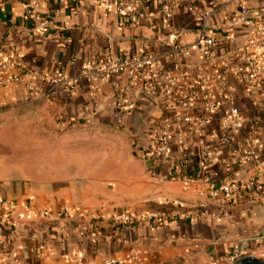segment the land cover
Here are the masks:
<instances>
[{
	"label": "crops",
	"instance_id": "crops-1",
	"mask_svg": "<svg viewBox=\"0 0 264 264\" xmlns=\"http://www.w3.org/2000/svg\"><path fill=\"white\" fill-rule=\"evenodd\" d=\"M0 4L6 12L0 52L11 49L19 57V67L5 75L20 78L0 85V117H14L23 128L58 115L67 127L49 140L54 147L48 151L11 166L0 162V199L18 205L0 209V264H231L247 257L264 264V177L258 176L264 168V55L253 45L256 27L264 24V0H30L35 17L25 15L21 0ZM242 8L248 15L239 19ZM203 24L204 36L215 40L208 58L197 43ZM146 53L156 59L145 86L158 82L170 91L174 65L184 73L177 112L202 116V95L216 103L200 135L171 125L169 161L188 156L192 169L214 181L240 182L230 198L183 190L169 178L168 164L150 173L151 163L133 152L132 143L151 145L167 114L135 89L126 109L113 89L116 77L79 80L69 93L57 89L25 98L27 83L41 84L57 68L73 78L88 63ZM247 60L260 70L254 89L236 77ZM188 83L197 85L198 95L186 91ZM77 128L98 134L73 136ZM65 206L71 210L61 216ZM83 209L98 215V222L83 216Z\"/></svg>",
	"mask_w": 264,
	"mask_h": 264
},
{
	"label": "built area",
	"instance_id": "built-area-1",
	"mask_svg": "<svg viewBox=\"0 0 264 264\" xmlns=\"http://www.w3.org/2000/svg\"><path fill=\"white\" fill-rule=\"evenodd\" d=\"M24 5L25 15L28 17H35L30 0H21ZM146 2H160L161 0H143ZM188 10L194 12L195 9L192 5L188 6ZM164 17H168L170 14L167 8L162 9ZM248 15V11L242 8L239 11L237 17L243 19ZM6 12L2 4H0V17H5ZM207 13H202L201 17L203 21L207 18ZM130 25V22H126ZM204 24L200 32V38L197 41L198 44L202 45V54L205 58L210 57L212 53L215 40L211 37L204 36L203 30ZM255 33L258 34L259 39L254 43L255 50L264 55V24H260L256 27ZM179 50V47L175 46V53ZM156 57L153 53L146 54H131L122 55L114 59H106L98 61L96 63H88L87 65L81 67L76 77L69 78L66 76L63 68H57L54 70L52 76L48 78L45 82L41 84L27 83L26 89V99L33 100L39 96H49L54 90H61L64 93H69L72 87L79 81H93L101 80L106 81L112 77H116V81L113 84V89L116 91L117 101L125 106L126 109L132 106V100L130 93L135 89L142 91L146 97H148L152 102L161 107L165 112L166 116L162 118L157 125V135L153 143L146 147V152L144 153L142 159L149 163H156L160 166L168 164L169 167H176L175 171L168 173L169 178L172 180H178L183 185V190L193 189L196 194L200 197H205L209 199H227L234 195L240 188L241 183L236 180H229L226 182H216L208 175L201 173L199 171H194L192 168H182L178 164L182 160L189 161L188 156H182L174 162L169 161L168 149L170 145V127L173 124L182 125L184 127H189L193 133L200 135L202 130L205 128L210 120L209 114L212 109L215 108L216 103L214 101H208L203 95L201 96L203 105L202 116L192 117L189 115L180 114L176 111V101L179 96L176 92L183 88L186 81L184 73L180 70L177 64L174 65L173 72L169 77V87L170 91H165L161 89L160 84L155 82L150 86H145L146 81L150 79L151 75L148 68L155 61ZM74 59L72 58L71 61ZM246 70L236 74V77L244 82V84L250 89H254L259 83L260 70L254 67L250 60H247ZM19 67V57L11 49L0 52V85L6 86L11 85L20 80L19 77H8L5 72ZM119 76H124L125 80L121 81L118 79ZM220 80H224V75L220 76ZM188 93L191 96L198 95L197 85L195 83L187 84ZM51 90V91H50ZM50 91V92H49ZM228 108L230 113H235V108L233 101L227 98ZM61 117V116H60ZM62 118V117H61ZM232 126L237 129L239 127L238 118L233 116ZM207 155L204 154V158ZM249 156L244 157L248 159ZM160 173V172H159ZM158 174V173H157ZM258 176L264 177V168L258 173ZM18 205L14 202L0 199V209L3 210H16ZM70 207H63L59 213L61 216H66L70 212ZM43 215H49L48 210L41 212ZM83 216L89 217L90 221L98 222V215L91 212L89 209L82 210ZM6 216V215H5ZM7 217V216H6ZM124 222L131 220V215L128 211L123 214ZM236 256H234L235 258ZM90 264H117L116 261L103 260L100 263L91 262Z\"/></svg>",
	"mask_w": 264,
	"mask_h": 264
},
{
	"label": "rangeland",
	"instance_id": "rangeland-1",
	"mask_svg": "<svg viewBox=\"0 0 264 264\" xmlns=\"http://www.w3.org/2000/svg\"><path fill=\"white\" fill-rule=\"evenodd\" d=\"M63 121L56 115L53 121H41L40 125H33L31 122L24 124L22 128L18 127L14 117L8 119L0 117V162L11 166L23 162V158L29 154L48 151L50 147H54L53 144H49V140L59 137L67 130ZM7 123L10 124L9 127H5ZM81 134L95 136L98 133L92 128H77L72 131L73 136ZM20 135L21 137L24 135L25 142H20ZM59 146L62 145L57 144V147Z\"/></svg>",
	"mask_w": 264,
	"mask_h": 264
},
{
	"label": "trees",
	"instance_id": "trees-1",
	"mask_svg": "<svg viewBox=\"0 0 264 264\" xmlns=\"http://www.w3.org/2000/svg\"><path fill=\"white\" fill-rule=\"evenodd\" d=\"M132 147H133V152L138 156V157H143L144 153L146 152V147H142V146H138L136 143H132ZM193 164V163H192ZM189 161L187 160H182L181 162H179V166L182 168H192V165ZM169 169L171 171H175L176 167H169ZM150 171L151 174H156L159 173L162 170V166L156 164V163H152L148 169ZM194 171H196V169H193Z\"/></svg>",
	"mask_w": 264,
	"mask_h": 264
},
{
	"label": "water",
	"instance_id": "water-1",
	"mask_svg": "<svg viewBox=\"0 0 264 264\" xmlns=\"http://www.w3.org/2000/svg\"><path fill=\"white\" fill-rule=\"evenodd\" d=\"M231 264H260V263H258L255 259L247 257V258L239 259Z\"/></svg>",
	"mask_w": 264,
	"mask_h": 264
}]
</instances>
